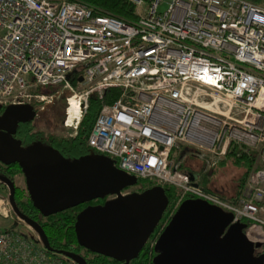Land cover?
Returning <instances> with one entry per match:
<instances>
[{"label":"built area","instance_id":"obj_1","mask_svg":"<svg viewBox=\"0 0 264 264\" xmlns=\"http://www.w3.org/2000/svg\"><path fill=\"white\" fill-rule=\"evenodd\" d=\"M129 2L132 23L79 1L0 0V107L29 105L39 114L68 92L63 126L74 135L89 98L103 101L116 90L88 146L137 181L176 189V208L199 199L230 213L264 253V1ZM71 101L79 119L67 126ZM233 148L253 163L238 194L226 199L200 181ZM189 159L202 168H186ZM170 218L146 242L150 254ZM65 260L18 231L0 232V264Z\"/></svg>","mask_w":264,"mask_h":264},{"label":"water","instance_id":"obj_2","mask_svg":"<svg viewBox=\"0 0 264 264\" xmlns=\"http://www.w3.org/2000/svg\"><path fill=\"white\" fill-rule=\"evenodd\" d=\"M35 117L29 105L4 108L0 131L6 130L0 132V162L18 165L32 205L43 218L109 197L76 214L77 244L117 264L136 260L167 208L165 190L152 186L123 195L138 181L117 169L107 156L85 155L70 161L51 147L34 144L22 148L12 134L18 123ZM0 181L8 187V205L14 215L51 252L41 226L17 208L11 180L0 176ZM231 222L232 215L217 206L199 199L184 200L157 238L151 263L264 264V253L256 254L261 245L251 243L243 233L246 225ZM60 255L73 264H87L79 255Z\"/></svg>","mask_w":264,"mask_h":264},{"label":"trees","instance_id":"obj_3","mask_svg":"<svg viewBox=\"0 0 264 264\" xmlns=\"http://www.w3.org/2000/svg\"><path fill=\"white\" fill-rule=\"evenodd\" d=\"M54 1H63V0H54ZM68 1H79L87 6H89L93 12L98 16H106L112 17L118 20H121L125 23H132L136 20L137 14L135 7L129 2V0H68ZM251 5L259 6L264 0H243ZM80 73V69L77 70ZM75 79L73 80V82ZM57 90H60V87H46L42 88L39 91L41 93L49 94L53 93ZM117 91L114 89H109L104 97L103 101H100L95 96H91L88 101V108L86 112L83 114L80 123L78 125L77 131L74 135H56V134H45L40 131H35L34 127L31 126L29 128V133H32L31 136L24 137V141L28 142H36L42 147H51L57 151L58 154L63 156L67 160H74L81 156L85 155H99L93 149H91L87 144V139L94 124V121L101 110L103 105H108L112 102L111 95L115 94ZM70 94L68 92H64L60 94L57 98L54 99V102L48 106L51 107L52 116L54 120L63 123L65 120V109H66V98H68ZM34 111L36 108L34 107ZM238 150L233 148L230 154L220 162L218 167H223L228 160H232V164L237 165V168H242L245 173L242 174L239 181V189L243 185L245 178L252 166L253 160L252 156L242 155L240 157H236V153ZM19 169V168H18ZM19 170H17L14 174H18ZM213 172L202 177L200 181V185L207 191L217 194L222 198L232 199L234 198L239 189L233 195V193L228 192L226 189H232L229 182H225V186H220V188L210 190L208 186L209 179ZM207 176V179L205 177ZM235 183V182H234ZM233 183V185H234ZM229 186H228V185ZM129 188L125 189L124 192H127ZM220 189V190H219ZM141 191L143 189H140ZM165 195L167 197L168 205L163 213L160 222L156 226L153 234L150 236L149 241L157 235L160 227L170 218V215L175 212L176 204L178 200V191L171 187L164 188ZM14 200L19 211L27 218L32 221L37 222L47 240L51 249V252H48L50 255H60V253H71L76 254L82 257L87 264H115V261L105 258L100 255H96L90 253L84 248L80 247L77 244L74 224L76 213L72 215H68L62 217L60 219L54 220L52 222H43V217L39 214V212L33 207L32 202L28 196L25 186H15V194ZM262 250H258L256 254L262 253ZM154 254H150L148 250V245H145L139 256L136 260H133L130 264H152V258ZM66 264H73L69 260H65Z\"/></svg>","mask_w":264,"mask_h":264},{"label":"rangeland","instance_id":"obj_4","mask_svg":"<svg viewBox=\"0 0 264 264\" xmlns=\"http://www.w3.org/2000/svg\"><path fill=\"white\" fill-rule=\"evenodd\" d=\"M165 6H161L160 10H163ZM65 91H63L64 93ZM50 106V105H48ZM46 107L44 111L36 114L34 118L33 126L35 130L43 132L45 134H56V135H72V131L66 129L63 126V123L58 122L57 120L53 119L51 107ZM66 118V117H65ZM232 160H228L223 167H218L213 172V175L209 178L208 188L210 190L220 188V186H225V182H229L232 189H226L228 192L236 193L239 189V181L240 177L242 176L245 171L242 168H237V165L232 164ZM185 167L190 168L194 171H197L202 168L201 162L196 159H189L185 162ZM235 182V183H234ZM234 183V185H233ZM16 184L18 186H25L24 181L21 177L16 179ZM228 185V184H227ZM229 186V185H228ZM152 187V184L146 181H138L136 185L131 187L130 189H148ZM220 190V189H219ZM127 193H129L127 191ZM8 193L4 190L0 191V232L5 231H18L23 236L27 237L28 239L33 240L35 243H38L36 240V234L28 228L24 223H22L12 212L10 206L8 205L7 199ZM6 210L8 212L7 216L2 214V211ZM78 208H73L66 210L64 212L43 218V222H52L54 220L60 219L62 217L74 214Z\"/></svg>","mask_w":264,"mask_h":264},{"label":"flooded vegetation","instance_id":"obj_5","mask_svg":"<svg viewBox=\"0 0 264 264\" xmlns=\"http://www.w3.org/2000/svg\"><path fill=\"white\" fill-rule=\"evenodd\" d=\"M3 111H4V108L1 107L0 108V116L3 114ZM33 122L34 120L28 122V123H18L16 128H15V132L14 134H12V137L18 141L20 143V146L22 148H26L28 146H31V145H34V144H38L34 141L32 142H26L24 141V137L25 135L26 136H31L32 133H29V128L31 126H33ZM34 127V126H33ZM35 129V128H34ZM6 129H2V131H5ZM0 131V132H2ZM37 131V130H35ZM18 165L16 163L14 164H10V165H5L3 163L0 162V176L1 177H5V178H8L9 180H11V182L13 183L14 185V189H15V186H17L16 184V179L18 177H21L22 180L24 181V176L20 170V168L18 169ZM17 170H19V173L18 174H14ZM25 185V184H24ZM4 190L6 193H8V187L3 184L1 181H0V191ZM143 191V190H142ZM139 188H135V189H128V192L129 193H141L142 192ZM109 197L103 199V200H95L91 203H88V204H84V205H81V206H78L76 208H78V210L75 212L76 214L78 212H80L81 210H83L86 206L88 205H100V204H103ZM115 264H117V262H115Z\"/></svg>","mask_w":264,"mask_h":264},{"label":"bare ground","instance_id":"obj_6","mask_svg":"<svg viewBox=\"0 0 264 264\" xmlns=\"http://www.w3.org/2000/svg\"><path fill=\"white\" fill-rule=\"evenodd\" d=\"M70 107L67 110L68 113V120H67V126H71L79 119V108L77 107V103L71 101Z\"/></svg>","mask_w":264,"mask_h":264}]
</instances>
